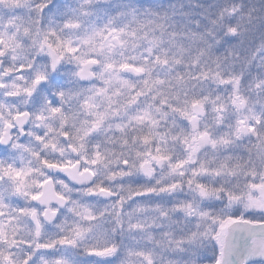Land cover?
<instances>
[{
	"label": "snow or ice",
	"instance_id": "snow-or-ice-1",
	"mask_svg": "<svg viewBox=\"0 0 264 264\" xmlns=\"http://www.w3.org/2000/svg\"><path fill=\"white\" fill-rule=\"evenodd\" d=\"M0 264H264V0H0Z\"/></svg>",
	"mask_w": 264,
	"mask_h": 264
}]
</instances>
